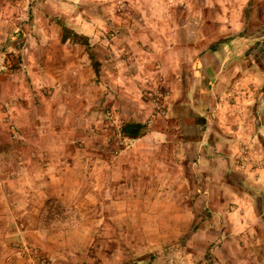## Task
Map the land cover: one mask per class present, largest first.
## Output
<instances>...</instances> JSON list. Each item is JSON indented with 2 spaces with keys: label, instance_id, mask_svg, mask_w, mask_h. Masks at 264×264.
<instances>
[{
  "label": "rangeland",
  "instance_id": "1",
  "mask_svg": "<svg viewBox=\"0 0 264 264\" xmlns=\"http://www.w3.org/2000/svg\"><path fill=\"white\" fill-rule=\"evenodd\" d=\"M230 1L0 0V152L27 146L21 155L0 160L11 159L14 166L7 170L15 172L27 155L39 157L40 146L54 147L41 157L52 158L51 175L60 176L58 188L66 191L37 203L31 215L23 201L16 199L12 207L14 202L2 200L8 221L27 228L24 240L7 247L10 264H264V182H256L264 169V0H249L245 9L254 2L246 24H239L238 13L246 0ZM168 13L189 15V24L193 15L204 16L209 30L214 28L207 46L208 37L217 46V21L229 29L238 26L239 37L247 34L237 46L244 45L238 54L248 68L252 65L247 77L254 94L247 104L245 97L238 99L245 91L238 86L231 90L232 106L222 102L223 113H231L233 125L243 129L221 135L236 147L221 150L229 159L217 168L216 178H200L212 161L198 165L183 154L184 123L168 115L163 79L140 82L138 100L110 87V74L129 71L116 61L133 56L121 43L123 19ZM57 21L88 38L94 60L80 44L61 42ZM94 61L100 64L97 73ZM51 103L55 117L46 109ZM23 104L30 112L18 123L14 114ZM35 106L42 109L40 118ZM21 122L32 128L18 131ZM257 123L260 129H254ZM127 126L142 136H124ZM198 132L209 137L206 130ZM223 138L218 139L228 143ZM139 142L141 147L135 145ZM184 162L190 165L182 169ZM3 184L8 185L0 183L3 189ZM213 187L220 189V198L207 197ZM173 188L177 195L165 197ZM218 202L225 208L216 215ZM239 207L257 214L253 227L243 228L241 215L228 218ZM4 259L0 250V262Z\"/></svg>",
  "mask_w": 264,
  "mask_h": 264
},
{
  "label": "crops",
  "instance_id": "2",
  "mask_svg": "<svg viewBox=\"0 0 264 264\" xmlns=\"http://www.w3.org/2000/svg\"><path fill=\"white\" fill-rule=\"evenodd\" d=\"M237 1L238 0H233L230 2L233 4ZM248 2L249 0H246L238 11L239 24H246V20L250 21V18L245 16V8ZM217 3L222 5L220 1H217ZM1 15L2 12L0 11V18ZM152 17L154 19L150 20ZM142 20H144V23L151 21V24L146 26L141 22ZM188 21L189 15L169 13L156 14L153 16L145 14L134 15L132 18L128 17L123 19V23L121 24H126L127 27L120 31V35L124 40V42L121 41V43L126 51V46L132 50L133 56L125 57L119 62L116 61L117 66L120 64L125 65L124 68H127L129 71L120 76H116V73L110 74V87L111 90L115 88V92L120 93L123 91L126 94L135 96V99L138 100V96H140L138 95V91L142 85L140 82H145L147 78L150 80L153 78L163 79L165 89L168 93L166 95H168L167 98L169 99L168 115L181 118L184 123V132H186L185 134L187 136L184 137L183 147L187 146V149H183V154L194 159L196 158L198 160V165H203L202 163L206 161H212V168L205 170L200 178L202 179V177L206 175H212L213 178H216L214 175L217 174V168L224 163L227 164L229 159V157L223 155L221 150H223V148L227 149V147L229 150H232L233 147H236L233 145V140L231 138H229V141L228 138H223L221 135H224L225 132H234L243 129L237 126V123L233 125L231 122V118H233L231 117V113H223V110H221L223 106L222 102L228 104V107H231L234 102L230 97L233 94V88L238 86H241V88L245 90L242 92V95L238 96V99L245 97L243 100L246 99L245 101L247 104L252 102L249 98L254 94V92H252L253 86L251 83L253 81L247 77L249 71L253 69L252 65L248 68V61H243V55H240V57L238 54V52L243 50L244 45L237 46V39L247 40L245 38L247 34H245V37H239L238 26L233 25L229 29L228 26L225 27L220 25L219 22L221 21H217V28L215 31L217 34V40L215 39L217 41V46L214 43L215 41H212L214 37H208L212 42L210 41V45L207 46V34H209L212 29L214 30L213 26L211 30H209L210 27L205 25L206 19L202 15H193V18L190 19V24ZM140 22L141 24H139ZM129 27H132V29ZM247 32L248 29H246V33ZM221 40L227 41L219 43ZM244 54H247V52ZM231 59L232 61L230 62ZM237 61H239V63H237ZM242 63L245 66L244 69L239 68ZM238 73L241 74V77H238ZM242 75L246 76L242 77ZM109 92L113 91H108V93ZM235 99L237 100V97ZM262 102L264 103V100ZM23 105L25 106L17 108V115L14 114L18 123L23 117H28V113L30 112V109L28 110L26 108V104ZM51 107L48 106L46 109L49 114L51 113L55 117L54 103H51ZM34 109L37 110L36 116L40 118L42 112L41 107L35 106ZM65 109L67 110L66 114H69L68 109ZM219 109L220 111L217 112ZM14 112L15 111H13V113ZM217 117L219 121H217ZM211 118H213L212 121H210ZM228 122L230 124H227ZM24 126L32 128L28 122H21V126L18 125L16 128L18 131L24 132L22 128ZM245 126L249 128V125ZM43 127H45L44 124ZM260 127L259 123H257L254 129H260ZM223 128L229 131H225ZM200 130H206L209 137L207 138L205 135L204 137L198 136L200 135L198 132ZM43 135L45 134L43 133ZM218 136L225 139L228 143L220 141ZM43 138L45 139L46 137L43 136ZM141 144V142L135 143L136 146L139 145L140 147ZM26 147L27 146L23 147V149L26 150ZM40 148L41 154H39V157L31 159L30 155H27L22 159V162L17 163V166L21 167L15 172L7 170L8 166H14V162L11 159L7 161L0 160V183H8V185L3 184L5 187L4 189L2 185H0V215H3L0 217V222L6 221V223H0V233H2V230L9 231L6 234H0V250L6 257V259L3 260L4 263L0 262V264H5V262L6 264H10L7 256L12 253L8 252L9 250H7V247L10 242L14 243V241L24 240V233L27 231L25 225L19 222L12 223L8 221V215L7 213L4 214L3 211L5 208L4 201L14 202L11 204L12 207L14 204H17V201H15L16 199L23 201L28 207L25 213L31 215L34 211H37L35 208V205H38L37 203L40 205L48 196L61 198L62 193L65 194L66 192L58 188L59 184L62 182L60 176L51 175V167L55 166L52 158H47L45 156L41 157L43 154L46 156L49 155L48 150L50 148L54 149V147L42 145ZM22 150L21 148L13 150L5 149L0 152V156L4 155L6 157L9 156L10 153H17L19 156L22 154ZM27 150L30 149L27 148ZM194 159H191V162H193L192 165L196 164ZM186 165L189 166L190 164L184 162V164L179 166L184 169ZM1 168H5L7 171H1ZM260 173L263 177L261 176V178H258L256 182H264V169H261ZM219 178V180L222 181V175ZM203 180H206V177ZM179 181L184 182L182 179H179ZM181 185L184 186V183H181ZM229 185L230 188L234 187L230 183ZM174 188L171 189L172 193L171 190H169L164 196H176L177 191ZM217 192H220V189L215 190L213 187V190L207 197L214 199L220 198V196H217ZM184 193L185 192H183L182 195ZM153 195L154 194L151 192L150 196ZM200 196L204 197V195ZM231 196L238 198V190L236 194L233 192ZM21 198H24V200ZM251 199H253V197H251ZM223 201L224 204H226V200ZM235 202L236 201H234V203ZM224 204L220 202L217 203L219 207L218 210L220 211L213 209L216 215L220 214L222 209L225 208ZM214 207H216V205ZM251 209H253V207ZM168 210L169 209H167V211ZM235 210L236 212L232 210L229 212L228 218L241 215L243 228L248 229L254 226L252 218L254 216L256 217V213L252 216L248 210L247 212H242L241 207L235 208ZM61 257L64 256L61 255Z\"/></svg>",
  "mask_w": 264,
  "mask_h": 264
},
{
  "label": "trees",
  "instance_id": "3",
  "mask_svg": "<svg viewBox=\"0 0 264 264\" xmlns=\"http://www.w3.org/2000/svg\"><path fill=\"white\" fill-rule=\"evenodd\" d=\"M254 1H250L249 3V9L245 10V16L248 17V14L250 12H252V5H253ZM57 23L60 25L61 30H62V36H61V42L62 43H66L67 41L72 42L74 44H80L82 47L85 48V51H87L88 56L94 60L93 54L91 52V45L89 43V40L86 36L83 35H79L76 32H74L72 29L68 28L64 23H62L61 21H57ZM228 40V39H227ZM227 40H221L219 43H224ZM93 67H94V71L97 73L99 71L100 68V64L98 61H94L93 63ZM129 127L127 126L123 129V135L132 139H138L140 138L142 135H138L135 132H130L129 131Z\"/></svg>",
  "mask_w": 264,
  "mask_h": 264
},
{
  "label": "flooded vegetation",
  "instance_id": "4",
  "mask_svg": "<svg viewBox=\"0 0 264 264\" xmlns=\"http://www.w3.org/2000/svg\"><path fill=\"white\" fill-rule=\"evenodd\" d=\"M130 127H131V126H130ZM130 127H129V131H130V132H136V131L138 130V128H136V129H132V130H131Z\"/></svg>",
  "mask_w": 264,
  "mask_h": 264
},
{
  "label": "water",
  "instance_id": "5",
  "mask_svg": "<svg viewBox=\"0 0 264 264\" xmlns=\"http://www.w3.org/2000/svg\"><path fill=\"white\" fill-rule=\"evenodd\" d=\"M136 128H137V127H135V126H131V127H130L131 130H132V129H136Z\"/></svg>",
  "mask_w": 264,
  "mask_h": 264
}]
</instances>
